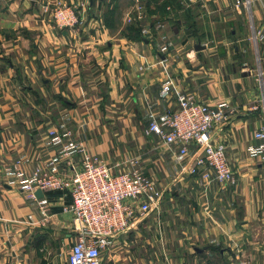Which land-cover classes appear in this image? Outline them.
I'll use <instances>...</instances> for the list:
<instances>
[{
  "label": "crops",
  "instance_id": "crops-1",
  "mask_svg": "<svg viewBox=\"0 0 264 264\" xmlns=\"http://www.w3.org/2000/svg\"><path fill=\"white\" fill-rule=\"evenodd\" d=\"M55 1L0 0V264H67L75 240L73 217L63 211L70 195L37 193L48 200L46 218L5 170L17 160L28 172L40 166L65 175L80 166V153L64 157L52 145V129L69 132L65 144L82 143L114 172L139 159L162 193L159 209L117 237L102 264H263L264 162L247 152L263 118L251 111L260 91L247 8L238 0H154L147 12L142 0H86L84 22L71 30L43 14V3ZM253 1L252 27L261 28L264 0ZM139 4L145 37L127 30L126 15ZM168 79L173 95L163 101ZM182 94L236 110L215 132L235 186L184 172L191 156L147 133Z\"/></svg>",
  "mask_w": 264,
  "mask_h": 264
},
{
  "label": "built area",
  "instance_id": "built-area-1",
  "mask_svg": "<svg viewBox=\"0 0 264 264\" xmlns=\"http://www.w3.org/2000/svg\"><path fill=\"white\" fill-rule=\"evenodd\" d=\"M252 3L253 0H238L236 6L238 9L246 7L253 22ZM86 6V0L77 6L58 0L43 3L42 12L57 28L75 30L84 22ZM143 19L140 4L126 15L128 24ZM142 32L147 35L149 29L145 27ZM251 40L257 51L253 72L260 91V98L251 111L261 112L263 124L252 134L247 152L252 159L264 162V25L261 28L253 25ZM167 49L163 47L162 51ZM172 95L173 80H165L160 99L168 101ZM235 114L236 110L226 102L209 105L193 95L182 94L177 97L176 108L168 111L162 121L151 123L147 133H154L165 145L178 147L182 156H191L184 172L195 175L202 170V177L207 182L235 186L236 173L228 158L227 145L218 141L215 135L218 128L231 122ZM69 136V132L49 131L52 145L62 146V156L81 154V165L70 164L69 174L47 171L40 166L28 172L20 160L6 166L5 170L13 174L11 185H15L27 200L35 201L46 218L50 212L49 203L45 198H38V191L68 193L72 204L63 211L73 217L75 240L67 264H102L104 253L117 237L136 229L151 212L159 209L162 193L157 190L155 181L145 175L139 159L127 161L126 169L114 172L104 159L90 155L82 143L65 144ZM237 264L252 263L239 261Z\"/></svg>",
  "mask_w": 264,
  "mask_h": 264
},
{
  "label": "trees",
  "instance_id": "trees-1",
  "mask_svg": "<svg viewBox=\"0 0 264 264\" xmlns=\"http://www.w3.org/2000/svg\"><path fill=\"white\" fill-rule=\"evenodd\" d=\"M154 0H142V2L144 3V5L146 6V10L147 12L149 11V5L153 2ZM161 10V8H156V11ZM132 26V27H131ZM145 28V23L143 21H139V22H134L130 25V28H128L127 30L131 33H134L133 36L136 37L137 36H144L142 35V31ZM145 37V36H144ZM141 38V37H140Z\"/></svg>",
  "mask_w": 264,
  "mask_h": 264
},
{
  "label": "rangeland",
  "instance_id": "rangeland-1",
  "mask_svg": "<svg viewBox=\"0 0 264 264\" xmlns=\"http://www.w3.org/2000/svg\"><path fill=\"white\" fill-rule=\"evenodd\" d=\"M246 11H247L248 14H249V10L246 9ZM249 16H250V14L247 15V21L249 22V27H247V29H250V31H249V34H250V35H249V36H251V32H252L251 30H252L253 27H252V21L250 20V17H249ZM247 32H248V31H247Z\"/></svg>",
  "mask_w": 264,
  "mask_h": 264
},
{
  "label": "water",
  "instance_id": "water-1",
  "mask_svg": "<svg viewBox=\"0 0 264 264\" xmlns=\"http://www.w3.org/2000/svg\"><path fill=\"white\" fill-rule=\"evenodd\" d=\"M91 3H93V0H90ZM41 192V191H38V193Z\"/></svg>",
  "mask_w": 264,
  "mask_h": 264
}]
</instances>
